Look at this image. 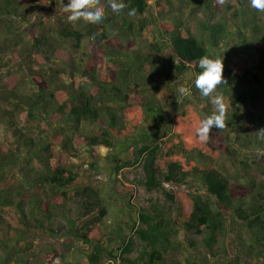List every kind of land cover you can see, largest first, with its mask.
Here are the masks:
<instances>
[{"label": "trees", "instance_id": "obj_1", "mask_svg": "<svg viewBox=\"0 0 264 264\" xmlns=\"http://www.w3.org/2000/svg\"><path fill=\"white\" fill-rule=\"evenodd\" d=\"M118 2L128 7L107 17V24L86 23L77 30L68 23L57 30V40L41 30L44 26L39 22V35L25 40L26 33L17 24L26 23L31 9L22 10L19 0H0V128L11 133L9 137L5 132L0 141V186L19 178L18 188L0 187V264L31 261L21 260L20 252H24L18 250L26 237L37 245L44 235L57 239L60 235L54 230V219L63 214L67 218L71 208L66 203L72 197L80 202L82 220L76 225L78 218L70 220V213L66 234L76 238L77 246L79 241H95L87 264H107L102 260L103 246L113 241L101 228L109 210L101 206L98 189L81 186L77 177L84 164L75 163L71 155L88 148L111 150L120 143L127 144L135 163L144 158L147 190L160 187L159 175L171 186L184 187L174 193L167 191L169 211L180 219L183 231L201 237L213 259L220 253L216 251L219 237H226L220 253L224 257L234 255L235 264H264V156L256 152L257 147L264 148V142L243 127L246 116L264 128V12L251 9L248 0H225L223 4L220 0ZM131 8L138 9L136 17L128 15ZM85 38L97 46L88 61L81 56V62L72 59L63 65L65 54L60 46L73 42V49L78 50ZM12 50L20 58L18 71L11 64ZM205 55L223 57V75L228 81L218 89L228 105V126L213 128L206 142L195 133L213 106L194 86L195 75L202 71L197 62ZM177 75H189L187 86L192 92L191 97L181 96L178 104L166 93L171 88L177 97ZM20 90L34 94L23 96ZM175 106L176 113L171 111ZM22 113L26 123L44 128L45 136L21 135L18 117ZM169 121L173 136L160 143L157 132ZM149 123L156 134L145 130ZM86 127L89 136L82 134ZM121 152L111 155L116 175L134 166L121 158ZM225 155L245 170L237 179L249 176L241 185L234 180L246 200L238 197L231 186L233 179L219 165L218 159ZM254 170L259 176L253 177ZM127 190L133 197L135 190ZM203 195L234 212L232 228L223 212L214 211ZM10 212H15V222L5 218ZM154 218L139 214L146 225L139 235L150 245L143 264L163 263L159 242L166 243L165 252L172 245L163 218L157 222ZM175 224L172 220L173 228ZM131 232H135L134 225ZM100 234L104 240L97 239ZM116 235L121 251L131 253L133 245L126 234ZM197 246L192 239L191 247Z\"/></svg>", "mask_w": 264, "mask_h": 264}, {"label": "rangeland", "instance_id": "obj_2", "mask_svg": "<svg viewBox=\"0 0 264 264\" xmlns=\"http://www.w3.org/2000/svg\"><path fill=\"white\" fill-rule=\"evenodd\" d=\"M154 1L155 0H152V3H154ZM19 2L22 5V10H25L26 8L31 9L26 23L17 24V29L26 33L24 35L25 40L39 35V27L41 26V24L39 25V22L43 23L44 26L41 30L48 31L50 35L59 40L57 30L68 27V22L66 19L67 14H60L57 12V9H60L63 4L67 5L68 0H47V2H44V0H19ZM101 3L106 5L105 0H101ZM112 13L116 12H113L110 7L106 6L105 15L107 16L103 19V21H101V23L107 24V17L108 19L111 18L113 15ZM262 17L264 20V15ZM263 20L262 22H264ZM86 23L88 22L82 19L76 23H72L71 27L73 29L79 30L82 27L84 28ZM148 37H150V35H148ZM72 44L73 42H65L63 46H60V48L64 50V52L61 53L65 54V59L62 60L63 65H68L72 59L75 61V63H79L81 62V56L84 58L82 61L87 62L91 54H93L94 49L97 48L94 41L90 38H85L81 48L78 50H74ZM11 56V64L14 69L18 71L20 62L19 55L15 54V51L12 50ZM102 61L103 60H101V62ZM96 65L97 68L102 69L101 64ZM18 76L21 78L23 77V74L18 73ZM175 80H178V87L181 85L188 87L187 82H190L191 78L189 75H187V77L180 78L177 75ZM27 84L25 87H27ZM19 92V94L23 96L27 94H34L31 92V90H20ZM166 93L167 97L177 104L178 101L183 97L179 95L175 97V91L171 88H169ZM166 108L168 109V107ZM171 111L176 113L177 107L175 106ZM168 112H170L169 109ZM242 113H245V111H242ZM18 118V127L20 128L21 135L32 137L34 139H39L40 137L45 136L46 130L41 126L40 128L35 127L34 123H26L25 115L23 113ZM243 127L250 129L251 132H256L260 129L259 125L249 121L246 116L244 118ZM147 128H150V130ZM171 128V122L169 121V125L166 127H161L159 132H157L154 129V125L150 123L148 124V127L145 128V130L150 131V134H156L157 132V141L163 143V141L165 142L171 136H173ZM7 130L5 128H0V141L3 139V136H5V132H7ZM70 131H67V135L72 134ZM7 133L10 137V131ZM82 134L88 136L90 135V130L88 127L82 131ZM126 146L127 144L120 143L119 145L115 144L114 149L111 150H104L102 148H88L83 150L81 154L75 153L71 155V158L75 163L84 164L83 169L79 172L80 175L77 177L82 183L81 186H92L98 189L100 192V197L103 200V204L101 206L106 207V209L109 210V215L107 218H105L104 226H101L102 228H100L103 233L109 234L108 237L111 236L110 239L113 242L109 244L108 242L104 243L102 260L107 261V264H143L146 262L144 252L150 251V245L142 240L139 235L140 231L146 229V225L143 224L139 219L140 214L141 216L155 217V222L160 221L163 218L165 229H168V235L172 239V245L165 252V248L167 247L165 246L166 243L159 242L157 249H159L163 254V263L160 264H235L236 258L234 255L232 258H226L224 255L220 254L223 251V243L226 237H219V244L216 246V251L220 253L217 258L213 259V257H211L204 249L201 237L191 233L188 234L182 230L180 219L176 218L173 213L169 211V201L166 197V194L167 191L174 193L184 189V187L171 186L162 179L161 175H159L158 182L160 187L153 190H147L144 185L146 182V175L143 170L144 158L139 164L135 163V155L132 154L130 149ZM119 151H122L120 154L121 158L124 161L134 163V166L130 171H128L130 169L129 168L126 169V171L123 170L119 175H116L112 169L111 155L118 154ZM79 157L80 160L77 159ZM238 159L241 160L242 156L239 155ZM218 161L219 165H222L224 173L233 179V181H231V186L233 190L239 195L238 197L246 200V195L242 194V190L236 185L234 181L237 180L240 185L241 183L244 184L246 182V178H249L248 175L242 176L241 179H237L236 177L238 175H244L245 170H243L239 164H235L233 159L227 157L226 155L219 158ZM74 171L79 170L74 169ZM128 173L131 174L127 176ZM252 174L253 177L255 175L259 176V172L257 170H254ZM116 178L118 182L116 181ZM259 180L260 178H258V181ZM18 182V176H15V178L9 183H2L0 187H4L8 190L12 189L13 186L18 188ZM128 187L135 190L133 197H131L130 191L127 190ZM202 198L212 205L214 211L221 210L224 214V217L226 218L228 227H233V221L235 220L234 212L226 210L223 207L217 205L215 199H211L206 195H203ZM66 204L71 208V211L66 213L67 218L65 217V214H63L62 216L59 215L54 219V230H56L60 236L57 239H53L47 235H44L42 239L43 242L40 245H37L36 242L34 244L29 237L24 238L18 245V250H22L24 252H20L21 260L25 261L31 259L28 264H67V262L69 263L70 261L71 264H87L88 255L94 253L93 243H95V241H79L77 246L76 238L66 234L67 230L70 228L69 226H66V224L68 225L66 220L68 219V215L70 213V220L78 218L77 223H75L76 225H79V219L82 220L81 217H79V200L72 197ZM5 218H7L9 222H15L17 220L15 212L7 213ZM172 220L174 223H176L174 228L171 225ZM127 223H130V226L127 225ZM81 225H84V223ZM132 225L135 226V232H131ZM78 230L80 229L78 228ZM95 232L96 231H93V233ZM114 232L115 234H113ZM118 233L123 236L126 234V240L132 243L133 247L131 253L124 254V252L121 251L123 246H121V241L117 238L116 234ZM230 233L232 234V237H235L232 231H230ZM97 239L104 240V236L100 234ZM192 239L194 240V243L198 245L197 248L191 247Z\"/></svg>", "mask_w": 264, "mask_h": 264}, {"label": "clouds", "instance_id": "obj_3", "mask_svg": "<svg viewBox=\"0 0 264 264\" xmlns=\"http://www.w3.org/2000/svg\"><path fill=\"white\" fill-rule=\"evenodd\" d=\"M225 0H220L224 3ZM249 7L257 12H264V0H248ZM110 7L113 12L120 13L126 7L123 2L118 0H107L106 5L101 0H68L67 5L57 9L60 14H67L68 23H76L83 19L88 23H100L105 17V7ZM137 8H131L128 15L136 17ZM198 66L202 70L195 75L194 86L198 90L201 97L209 98L213 106V112L200 121L199 127L196 129V137L200 141H208L210 132L213 128L218 130L225 129L228 125L227 111L228 105L225 103V97L218 89L227 85L228 81L224 78L223 57L213 58L205 55L198 60ZM177 95L191 97V89L183 85L177 88ZM252 135H255L260 141L264 142V128L259 129ZM256 152L264 156V148L257 147Z\"/></svg>", "mask_w": 264, "mask_h": 264}]
</instances>
